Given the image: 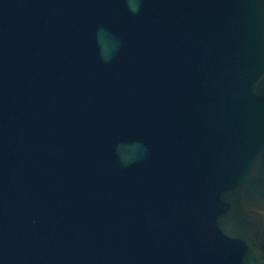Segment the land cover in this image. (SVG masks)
Masks as SVG:
<instances>
[{"label":"water","instance_id":"1","mask_svg":"<svg viewBox=\"0 0 264 264\" xmlns=\"http://www.w3.org/2000/svg\"><path fill=\"white\" fill-rule=\"evenodd\" d=\"M0 0V264H264V0Z\"/></svg>","mask_w":264,"mask_h":264},{"label":"clouds","instance_id":"2","mask_svg":"<svg viewBox=\"0 0 264 264\" xmlns=\"http://www.w3.org/2000/svg\"><path fill=\"white\" fill-rule=\"evenodd\" d=\"M129 6L131 7L132 11H137L138 10V7L134 4H132L131 0H129ZM264 215V214H262Z\"/></svg>","mask_w":264,"mask_h":264}]
</instances>
